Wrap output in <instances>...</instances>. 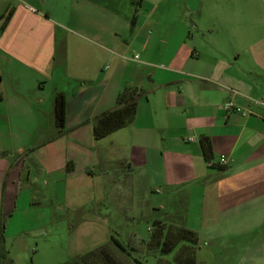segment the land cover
<instances>
[{"label": "crops", "instance_id": "crops-1", "mask_svg": "<svg viewBox=\"0 0 264 264\" xmlns=\"http://www.w3.org/2000/svg\"><path fill=\"white\" fill-rule=\"evenodd\" d=\"M220 4L0 0V16L10 12L0 19V241L15 214L39 205V185L79 203L95 199L88 183L126 219L164 213L149 194L173 193L186 203L169 210L171 226L216 239L264 233V37L242 22L253 12L222 23ZM126 87L141 93L132 123L94 140L92 119Z\"/></svg>", "mask_w": 264, "mask_h": 264}, {"label": "rangeland", "instance_id": "rangeland-1", "mask_svg": "<svg viewBox=\"0 0 264 264\" xmlns=\"http://www.w3.org/2000/svg\"><path fill=\"white\" fill-rule=\"evenodd\" d=\"M219 1L222 23L234 25L241 15L253 12L255 18L243 16L242 22L246 26L255 22L260 27L259 36L264 37V0ZM88 185L83 195L95 199L87 201V198L84 202V197L80 196L79 203L77 199L66 200L65 191L63 197L60 191L39 185L33 193L39 205L30 211L15 214L7 224L4 240L0 241V264H69L103 246H107L110 257L119 264H157L160 259L173 261L178 248L162 255L157 250L149 251L146 244L157 218L163 220L166 227L169 226L172 221L168 217L169 210H175L176 206L180 208L185 201L181 194L150 193L149 204L163 202L168 209L164 213L149 211L147 218L139 214L126 219L120 208L108 199V191L98 195L99 189L94 193L91 183ZM175 201H178L177 205ZM139 209L141 213L146 210ZM121 211L128 213L125 208ZM195 211L190 206L186 208V219L190 220L188 227L199 228L196 218L193 215L189 218V214ZM112 239L119 241L129 256L121 253L111 242ZM197 240L196 264H264V233L246 238L232 235L217 239L202 233L197 235ZM101 259L96 264H102Z\"/></svg>", "mask_w": 264, "mask_h": 264}, {"label": "trees", "instance_id": "trees-1", "mask_svg": "<svg viewBox=\"0 0 264 264\" xmlns=\"http://www.w3.org/2000/svg\"><path fill=\"white\" fill-rule=\"evenodd\" d=\"M9 15L10 12L6 11L4 15L0 16V19L6 21ZM140 94V91L136 88H123L115 98L114 108L92 119V136L94 140H101L113 132L130 125L135 116L137 100ZM64 118L65 99L62 94L56 93L54 95V119L58 129H63ZM200 148L204 159L209 162L211 144L208 138L200 140ZM154 227V231L146 244L149 251L157 250L162 255H168L178 248L172 262L160 259L157 264H196L198 240L194 232L171 225L166 227L160 221H154ZM111 242L121 253L129 256L126 248L119 241L112 239ZM100 259L102 264H119L110 257L107 246L86 253L69 264H96Z\"/></svg>", "mask_w": 264, "mask_h": 264}, {"label": "built area", "instance_id": "built-area-1", "mask_svg": "<svg viewBox=\"0 0 264 264\" xmlns=\"http://www.w3.org/2000/svg\"><path fill=\"white\" fill-rule=\"evenodd\" d=\"M136 58V57H135ZM263 105V103H261ZM235 107L232 103H228L226 106H225V110H233ZM223 157H221L222 159Z\"/></svg>", "mask_w": 264, "mask_h": 264}]
</instances>
